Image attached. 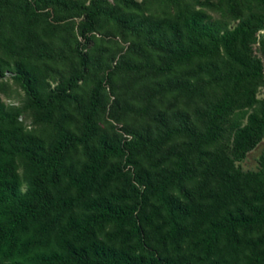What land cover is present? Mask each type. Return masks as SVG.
Masks as SVG:
<instances>
[{
	"label": "trees",
	"instance_id": "trees-1",
	"mask_svg": "<svg viewBox=\"0 0 264 264\" xmlns=\"http://www.w3.org/2000/svg\"><path fill=\"white\" fill-rule=\"evenodd\" d=\"M263 30L264 0H0V264H264Z\"/></svg>",
	"mask_w": 264,
	"mask_h": 264
},
{
	"label": "rangeland",
	"instance_id": "rangeland-1",
	"mask_svg": "<svg viewBox=\"0 0 264 264\" xmlns=\"http://www.w3.org/2000/svg\"><path fill=\"white\" fill-rule=\"evenodd\" d=\"M261 33L264 34L263 31H261ZM255 47H258V43ZM256 52L258 53V50ZM260 95H262V93H260ZM262 152H264V140L260 141L258 145L247 154L246 158L240 162L241 167L243 169H256L258 165V157Z\"/></svg>",
	"mask_w": 264,
	"mask_h": 264
},
{
	"label": "water",
	"instance_id": "water-1",
	"mask_svg": "<svg viewBox=\"0 0 264 264\" xmlns=\"http://www.w3.org/2000/svg\"><path fill=\"white\" fill-rule=\"evenodd\" d=\"M263 32H264V30H263ZM263 63H264V59H263Z\"/></svg>",
	"mask_w": 264,
	"mask_h": 264
}]
</instances>
